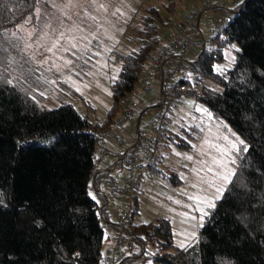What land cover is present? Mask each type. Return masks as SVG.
I'll use <instances>...</instances> for the list:
<instances>
[{
	"label": "trees",
	"instance_id": "trees-1",
	"mask_svg": "<svg viewBox=\"0 0 264 264\" xmlns=\"http://www.w3.org/2000/svg\"><path fill=\"white\" fill-rule=\"evenodd\" d=\"M39 5L40 0H0V264H102L110 215L90 194L102 174L95 155L99 139L87 130L107 132L125 97L135 94L147 55L160 45V26L169 19L164 12L173 14L175 4L164 12L150 7L140 16L137 46L116 54L120 66L110 83L111 106L95 123L69 104L44 108L10 81L16 65L9 64L7 33L34 19ZM231 11L227 26L189 62L186 84L194 89L186 96L242 139L234 174L192 245L174 244L166 218L135 223L136 196L127 228L136 248L125 264L147 259L152 264H264V0H244ZM226 50L233 51L234 62L221 70L217 66ZM176 118L172 110L162 148L167 143L192 148L199 128ZM159 162L151 172L177 184L178 174L164 175Z\"/></svg>",
	"mask_w": 264,
	"mask_h": 264
},
{
	"label": "rangeland",
	"instance_id": "rangeland-1",
	"mask_svg": "<svg viewBox=\"0 0 264 264\" xmlns=\"http://www.w3.org/2000/svg\"><path fill=\"white\" fill-rule=\"evenodd\" d=\"M172 1L175 11L170 15L163 7ZM243 1L229 0V6L232 9ZM188 6L187 0H40L34 19H27L7 33L11 46L9 64L16 65L10 70L16 78L10 81L19 83L44 108L69 104L89 122H101L111 106L110 83L119 71L116 54L136 48L140 16L148 8L157 7L177 21ZM167 34L166 26L161 25L160 38L167 39ZM224 54V62L217 66L221 70L234 62L232 50ZM175 112L178 124L196 125L199 133L190 141L192 148L167 143L160 150L159 169L164 175L176 172L180 181L170 184L155 172L139 196L133 220L144 223L168 219L174 244L183 247L196 243L204 217L235 171L243 144L226 123L214 119L189 96L184 97ZM153 113L150 110L144 121ZM132 126L129 122L121 130L127 140ZM90 194L100 205L107 200V211L113 219L117 202L106 195V200H102L93 189ZM136 263L152 264L149 259Z\"/></svg>",
	"mask_w": 264,
	"mask_h": 264
},
{
	"label": "built area",
	"instance_id": "built-area-1",
	"mask_svg": "<svg viewBox=\"0 0 264 264\" xmlns=\"http://www.w3.org/2000/svg\"><path fill=\"white\" fill-rule=\"evenodd\" d=\"M187 1L189 6L181 18L167 19L164 24L167 39H161L160 45L147 55V65L139 74L135 94L125 97L122 111L106 132L116 146L123 147V152L112 167L120 166L122 176L114 175L107 180V194L117 202V208L102 264H119L132 256L136 246L127 228L132 223L134 198L151 182L146 177L159 162L160 150L170 130L168 119L172 110L181 105L189 88L194 89L186 84L189 62L197 60L200 51L211 44L212 38L233 17L229 0ZM150 110L154 113L144 121ZM129 122L133 126L127 140L121 130ZM87 131L99 139L95 150L99 159L108 151L101 138L103 133L94 128Z\"/></svg>",
	"mask_w": 264,
	"mask_h": 264
},
{
	"label": "crops",
	"instance_id": "crops-1",
	"mask_svg": "<svg viewBox=\"0 0 264 264\" xmlns=\"http://www.w3.org/2000/svg\"><path fill=\"white\" fill-rule=\"evenodd\" d=\"M101 138L105 142V144H106V146L108 148V151H107V153L104 156H102L98 160V173L99 174L101 173L102 175L100 176V178L98 179V182L96 183V188H93V190L95 191L96 195H98L99 198H101L102 200H106V197L104 195H106L109 198H111L107 194V180L111 176H114V175L122 176V170H121L120 166L117 167V168H114V169L112 167H114V165L116 164V161L118 160V155L121 152H123V147L116 146L113 143L112 136L110 134H107L106 132L103 133V136ZM160 155H161V151L159 153V159H160ZM158 167H159V165H158ZM154 174L155 173H149L146 178L148 180H151V178H152V176ZM139 196L140 195H138V198H139ZM111 199L114 200V198H111ZM102 206H104L106 208V210H107V206H108L107 200H106V202L104 201ZM116 208H117V206L115 207V213H116ZM115 213H114V216H115ZM109 220H110V225H107L105 227V231H106V228H108L107 229L108 232L105 233L106 234V240H105L106 242L104 244V248L102 250V254L104 252V249L109 246V243H110L109 235L112 232L113 221L115 220V217L113 219H109ZM125 262L126 261L124 260V261H121L119 264H125Z\"/></svg>",
	"mask_w": 264,
	"mask_h": 264
},
{
	"label": "snow or ice",
	"instance_id": "snow-or-ice-1",
	"mask_svg": "<svg viewBox=\"0 0 264 264\" xmlns=\"http://www.w3.org/2000/svg\"><path fill=\"white\" fill-rule=\"evenodd\" d=\"M240 143L243 144V141H240ZM233 147H235V145H233ZM245 150H246V149H245ZM233 162H234V161H233ZM233 174H234V173H233ZM224 179H225V180H228V177L225 176ZM219 191H220V189H217V192H219ZM210 206H211V205H210Z\"/></svg>",
	"mask_w": 264,
	"mask_h": 264
}]
</instances>
